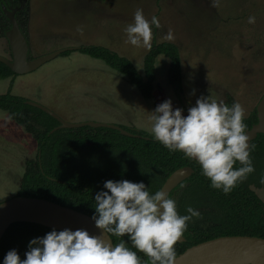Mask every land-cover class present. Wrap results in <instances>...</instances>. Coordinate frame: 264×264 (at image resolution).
I'll return each mask as SVG.
<instances>
[{
  "label": "rangeland",
  "instance_id": "obj_1",
  "mask_svg": "<svg viewBox=\"0 0 264 264\" xmlns=\"http://www.w3.org/2000/svg\"><path fill=\"white\" fill-rule=\"evenodd\" d=\"M7 2L16 6L15 0ZM137 8L149 21L156 16L160 22V28L152 27L151 45L166 42L178 49L181 96L189 106L209 94L228 105L238 102L245 117L256 108L264 94V0H218L215 7L210 0H27L15 18L28 59L99 46L124 57L142 74L149 49L127 43L124 32ZM249 16H255V24L247 23ZM9 29L8 19L0 15V56L10 60ZM169 29L171 41L163 38ZM168 64L167 58H156L149 100L120 74L77 50L30 73L0 80V95L9 92L40 104L68 123L112 124L152 135L149 117L157 104L170 99L174 108L184 109L167 82ZM6 116L0 111V203L15 197L25 161L37 153L33 139ZM251 189L264 204V185ZM181 191L170 198L176 202Z\"/></svg>",
  "mask_w": 264,
  "mask_h": 264
},
{
  "label": "trees",
  "instance_id": "obj_2",
  "mask_svg": "<svg viewBox=\"0 0 264 264\" xmlns=\"http://www.w3.org/2000/svg\"><path fill=\"white\" fill-rule=\"evenodd\" d=\"M2 3L3 0H0V15L3 17ZM77 51L101 61L120 74L145 100L152 97L155 60L163 56L169 62L167 82L177 98L182 95L179 52L171 43L151 45L143 59L142 74L130 61L104 47L83 46ZM69 53L67 51L61 55ZM14 76L0 63V80ZM0 111L11 114L12 121L33 139L37 148L35 158L24 163L15 196L44 199L91 217L95 207L92 197L102 190L105 180L142 181L151 195L161 188L173 171L189 166L193 169L192 175L175 189H182L176 201V210L178 214L186 215V207L191 206L200 212V217L187 222L182 235L184 241L174 245L176 256L191 246L218 237L250 236L264 239V204L251 189V186L259 188L264 185L261 183V177H264V134H258L250 143V157L255 171L225 194L210 187V181L203 176L194 160L186 158L182 152L169 151L146 132L120 126L140 138H128L107 128L89 127L61 129L50 134L59 123L9 92L0 95ZM256 122L254 109L243 120L245 131ZM238 167L239 162L234 164V168ZM52 229L32 222L13 223L0 240V262L5 253L13 248L23 259L28 241L42 237ZM108 235L113 246L123 239L126 246L135 251L127 237L112 233ZM137 255L142 264H150L143 253Z\"/></svg>",
  "mask_w": 264,
  "mask_h": 264
},
{
  "label": "clouds",
  "instance_id": "obj_3",
  "mask_svg": "<svg viewBox=\"0 0 264 264\" xmlns=\"http://www.w3.org/2000/svg\"><path fill=\"white\" fill-rule=\"evenodd\" d=\"M210 3L215 7L218 0ZM255 22V16L247 18L248 24ZM152 27L160 28L158 18L152 16L149 21L143 10L137 8L132 23L124 29L126 42L150 49ZM163 38L173 40L172 29ZM184 111L174 108L170 99L157 104L149 117L153 138L169 151L182 152L194 160L211 188L225 194L231 192L255 171L243 123L244 108L238 102L228 105L208 94L197 97L186 115ZM4 118L10 121L13 116ZM237 162L240 167L234 168ZM92 199L95 207L90 219L94 226L102 230L103 236L112 233L127 237L135 251L123 239L112 246L102 236L90 235L85 229H52L28 241L23 259L13 248L5 253L0 264H142L137 253H143L150 264H174V245L186 230L187 222L200 217V212L191 206L186 207V215L178 214L173 199L162 190L150 195L142 181L105 180L102 190Z\"/></svg>",
  "mask_w": 264,
  "mask_h": 264
},
{
  "label": "water",
  "instance_id": "obj_4",
  "mask_svg": "<svg viewBox=\"0 0 264 264\" xmlns=\"http://www.w3.org/2000/svg\"><path fill=\"white\" fill-rule=\"evenodd\" d=\"M4 16L10 23V29L5 33V38L11 52V59L0 56V63L4 64L15 75H24L39 68L44 63L55 59L57 56L78 48L57 50L53 53L44 55L39 58L28 60V45L25 37L20 31L15 13L20 10L7 9L1 5ZM181 105L185 110L189 107L183 96L179 98ZM25 104L37 108L45 114L56 120L59 125L50 131V134L61 129H78L82 127L107 128L117 131L120 135L128 138H140L139 135L132 134L119 126L112 124L82 122L68 123L62 120L56 113L43 107L35 102L25 101ZM257 122L251 126L246 132L248 143L250 146L258 134H264V94L256 105ZM193 173V169L185 166L173 171L164 181L159 190L169 195ZM49 215L58 218L67 224L72 225L76 229H85L90 235L102 236L106 242L113 246L108 234L103 236L102 230L96 228L90 217L75 211L73 209L58 205L56 203L37 198L18 197L15 196L0 203V240L10 225L16 222H26L20 219L29 214ZM181 237L177 242H183ZM225 253H250L264 257V239L250 236H225L208 240L197 245L191 246L176 256L174 264H202L205 260Z\"/></svg>",
  "mask_w": 264,
  "mask_h": 264
},
{
  "label": "bare ground",
  "instance_id": "obj_5",
  "mask_svg": "<svg viewBox=\"0 0 264 264\" xmlns=\"http://www.w3.org/2000/svg\"><path fill=\"white\" fill-rule=\"evenodd\" d=\"M20 220L40 224L57 230H62L64 228L71 230L76 229L72 225L49 215L33 213ZM202 264H264V257L250 253H225L211 257L205 260Z\"/></svg>",
  "mask_w": 264,
  "mask_h": 264
},
{
  "label": "flooded vegetation",
  "instance_id": "obj_6",
  "mask_svg": "<svg viewBox=\"0 0 264 264\" xmlns=\"http://www.w3.org/2000/svg\"><path fill=\"white\" fill-rule=\"evenodd\" d=\"M16 2V6L15 7H11L9 6L7 0H3V3L1 5L5 6L7 9H16V8H20V10L26 5L27 0H15ZM19 10V11H20ZM18 12V11H17ZM16 15V13H15ZM10 50V49H9ZM11 54V52H10ZM28 58V57H27ZM10 59H11V55H10ZM31 60V59H28ZM181 103V102H180Z\"/></svg>",
  "mask_w": 264,
  "mask_h": 264
},
{
  "label": "crops",
  "instance_id": "obj_7",
  "mask_svg": "<svg viewBox=\"0 0 264 264\" xmlns=\"http://www.w3.org/2000/svg\"><path fill=\"white\" fill-rule=\"evenodd\" d=\"M79 48V47H78ZM105 48V47H104ZM107 49V48H106ZM77 49H74V50H72V51H76ZM109 50V49H108ZM38 58V57H37Z\"/></svg>",
  "mask_w": 264,
  "mask_h": 264
}]
</instances>
